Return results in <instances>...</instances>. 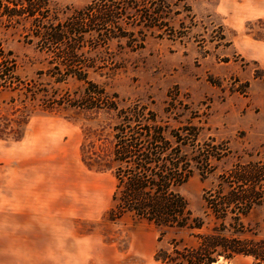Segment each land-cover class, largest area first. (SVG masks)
<instances>
[{
    "label": "rangeland",
    "instance_id": "1",
    "mask_svg": "<svg viewBox=\"0 0 264 264\" xmlns=\"http://www.w3.org/2000/svg\"><path fill=\"white\" fill-rule=\"evenodd\" d=\"M49 1L59 9L90 2ZM184 2L195 25L183 15L173 17L171 26L183 32L181 38L154 32L134 52L111 44L105 69L89 77L116 94L119 107L146 105L171 128L190 122L200 140L226 143L230 154L213 163L208 179L194 175L179 190L193 216L208 222L203 190L237 157L244 161L264 152V0ZM220 35L225 40L217 46ZM0 39L13 52L21 79L52 90H81L72 79L55 85L45 76L46 57L23 41L20 26L2 30ZM174 95L178 102L166 113ZM39 104L16 92L0 94V127L7 128L0 133V264H162L155 260L157 250L182 235L169 231L158 242L160 231L152 224L129 215L112 220L111 171L89 169L81 161L83 143L111 134V116L69 108L48 112ZM245 223L264 240V208ZM215 264L262 263L238 257Z\"/></svg>",
    "mask_w": 264,
    "mask_h": 264
},
{
    "label": "trees",
    "instance_id": "2",
    "mask_svg": "<svg viewBox=\"0 0 264 264\" xmlns=\"http://www.w3.org/2000/svg\"><path fill=\"white\" fill-rule=\"evenodd\" d=\"M184 1L90 0L80 9H59L49 0H0V33L20 26L23 41L45 55L44 74L53 84L69 79L81 84L80 91L70 93L21 79L13 52L0 39V94H22L48 112L69 108L111 116V134H98L95 141L83 143L81 161L89 169L111 171L112 220L129 215L152 224L160 231L158 242L169 231L182 235L160 247L156 261L215 264L219 259L246 257L264 264V240L245 223L255 209L264 208V152L255 158L247 155L244 161L237 157L217 176L215 185L203 190L206 222L193 216L179 190L194 175L207 180L214 172L213 163L230 154L226 143L200 140L198 127L190 122L171 128L146 105L119 107L118 96L89 77L105 69L111 44L134 52L143 49L147 35L154 32L158 38H181L183 32L171 26L173 17L183 15L195 25ZM177 26L186 28L182 21ZM224 40L220 35L217 46ZM177 102L172 96L164 111ZM6 129L0 127V133Z\"/></svg>",
    "mask_w": 264,
    "mask_h": 264
},
{
    "label": "bare ground",
    "instance_id": "3",
    "mask_svg": "<svg viewBox=\"0 0 264 264\" xmlns=\"http://www.w3.org/2000/svg\"><path fill=\"white\" fill-rule=\"evenodd\" d=\"M36 143H37V141H36ZM25 144H26V143H25ZM27 144H28V143H27ZM37 144H38V143H37ZM30 145H31V144H30ZM20 146H21V145H20ZM27 146H28V145H27ZM27 146H26V148H27ZM28 147H29V146H28ZM21 148H22V147H21ZM26 148H24V149H26ZM22 149H23V148H22ZM29 149H30V147H29ZM35 149H36V148H35ZM27 150H28V148H27ZM27 150H26L25 152H27ZM28 151H29V150H28ZM34 151H36V150H34ZM34 151H33V153H35ZM44 151H45V150H44ZM23 152H24V151H23ZM29 152H30V151H29ZM31 153H32V151H31ZM28 156H29V155H28ZM30 156H32V155H30ZM53 194H54V193H53ZM55 194H57V193H55ZM54 196H55V195H54ZM54 196H53V197H54Z\"/></svg>",
    "mask_w": 264,
    "mask_h": 264
}]
</instances>
